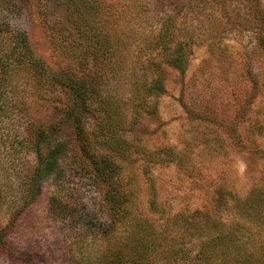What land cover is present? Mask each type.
Wrapping results in <instances>:
<instances>
[{
	"label": "rangeland",
	"instance_id": "1",
	"mask_svg": "<svg viewBox=\"0 0 264 264\" xmlns=\"http://www.w3.org/2000/svg\"><path fill=\"white\" fill-rule=\"evenodd\" d=\"M129 1L107 0L125 24L133 25L140 40L157 33L165 13L193 0H161L147 12L128 9ZM225 1L228 11L238 10L233 0ZM13 6L19 11L11 26L27 34L37 58L55 72L76 65L60 41L56 45L52 39V23L63 21L60 10L46 17L27 0H0V9ZM254 31L245 24L229 26L220 38L223 57L206 43L191 46L183 70H157L163 91L148 99L153 114L139 108L135 115L130 105L123 110L126 122L135 124L120 136L126 156L125 161L117 158L121 167L115 177L132 191L130 213L115 224L108 242L96 231L111 218L105 201L109 184L81 156L70 125L56 110L59 103L33 99L34 82L25 72L8 77L6 115L0 117V264H104L100 254L106 253L108 243L124 238L133 219H147L156 230L166 223L167 230H174L167 218L183 208L212 206L219 189L243 199L251 190L264 188V49ZM12 39L11 32H0V45ZM140 44L130 45L119 76L110 82L118 99H129L132 81L143 79L140 71L132 73L139 58L148 66L147 54L137 48ZM149 74L145 80L150 85ZM54 96L66 102L63 90ZM11 99L23 106L17 117ZM59 141L66 152L59 159V173L39 179L32 149L37 145L46 158ZM166 155L174 159L161 162ZM223 217L226 220V214ZM198 244L189 246L191 255Z\"/></svg>",
	"mask_w": 264,
	"mask_h": 264
},
{
	"label": "trees",
	"instance_id": "2",
	"mask_svg": "<svg viewBox=\"0 0 264 264\" xmlns=\"http://www.w3.org/2000/svg\"><path fill=\"white\" fill-rule=\"evenodd\" d=\"M27 1L46 17L53 15L52 10H60L63 21L52 23L55 35L52 39L56 45L60 41V48L75 59L76 65L53 71L35 56L27 34L12 28L10 20L19 10L14 6L1 8L0 32H11L13 39L6 47L0 45V117L6 115L3 105L11 84L8 77L13 73L25 72V77L34 82L30 93L33 99L59 103L56 110L70 125L81 156L92 163L99 178L110 186L105 201L111 218L96 231L108 242L115 224L130 213L132 191L127 182L122 184L115 177L121 167L117 158L125 161L126 156L125 141L120 136L135 124V120L126 122L123 110L130 105L135 115L139 108L153 114L155 108L147 103L148 99L163 91L157 70L162 66L183 70L191 46L205 43L223 57L220 38L231 25L253 28L264 49L262 0H233L238 5L234 12L227 10L225 0L189 1L174 12L165 13L153 37L144 36L140 40L133 25L125 24L124 18L113 12L115 4L107 0ZM158 1L161 0H130L128 9L147 12ZM137 41L141 43L137 48L147 54L148 66L140 58L135 61L132 73L140 71L143 79L132 81L129 99H118L112 94L110 82L119 76L125 54L130 53V45ZM148 73L152 77L150 85L145 80ZM58 89L65 92L66 102L54 96ZM15 102L11 99L10 108L17 117L23 106ZM90 120L91 126L87 124ZM37 135L38 139L44 137L41 131ZM63 145V141L57 142L46 158L37 145L32 149L38 159L35 171H40L39 179L59 173V159L66 154ZM169 155L159 158L160 161L174 159ZM151 207L157 211L153 203ZM133 220L132 229L124 238L116 244L108 243L106 253L100 254L104 264H264V188L251 190L243 199L219 189L212 206L183 208L173 218H167L166 222L172 220L174 230H167L166 223L156 230L146 223L147 219ZM169 232L172 234L167 236ZM196 242L197 251L191 255L189 246Z\"/></svg>",
	"mask_w": 264,
	"mask_h": 264
}]
</instances>
